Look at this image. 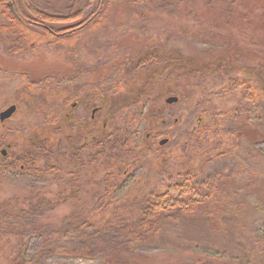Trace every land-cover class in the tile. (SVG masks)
Wrapping results in <instances>:
<instances>
[{
    "label": "rangeland",
    "instance_id": "rangeland-1",
    "mask_svg": "<svg viewBox=\"0 0 264 264\" xmlns=\"http://www.w3.org/2000/svg\"><path fill=\"white\" fill-rule=\"evenodd\" d=\"M107 2L73 40L0 35V113L16 107L0 120V264H264V0ZM233 77L251 80L242 103ZM201 125L211 129L198 137ZM85 126L103 135V156ZM114 132L130 156L108 152ZM187 171L211 181L207 202L158 242L130 249L115 237L147 194ZM77 215L93 255L73 249L65 221Z\"/></svg>",
    "mask_w": 264,
    "mask_h": 264
},
{
    "label": "trees",
    "instance_id": "trees-1",
    "mask_svg": "<svg viewBox=\"0 0 264 264\" xmlns=\"http://www.w3.org/2000/svg\"><path fill=\"white\" fill-rule=\"evenodd\" d=\"M67 1L69 4L64 11L48 12L36 0H0V15L6 20L4 24H0V35L20 40L21 44L26 46L31 43L40 44L43 42L55 45L61 39L73 40L81 28L91 23L95 24L97 21L94 18L102 17L106 8L104 5L109 3L108 0H100L96 9L88 13L84 10L92 5L93 0ZM31 27L40 31H33ZM31 40L32 42H30ZM229 83L231 92L238 96L241 103L248 98L245 93H249L251 80L244 77H233L229 79ZM250 93L253 100L259 103V109H261L260 96L254 95L255 89ZM240 111L244 112L245 110L240 108ZM216 123L218 122L214 120L212 125L215 126ZM210 129L211 127L208 125H201L194 129V133L200 137L208 133ZM112 135L108 136L109 142L106 144L110 150L108 152L113 153L114 157L130 156L131 148L126 144L127 141H124L117 132ZM102 136H98V138L101 139ZM113 137L116 139L114 140ZM118 143H121L119 144L120 148L114 147ZM97 147V154L100 157L103 156L105 149L103 143L100 142ZM213 193L214 188L208 179H198L190 171L180 172L176 175L175 180L170 179L165 190L147 194L142 206L139 207V210L136 209L138 216L118 226L115 237L124 238V245L130 249L138 245L152 244L153 241L158 242L163 237L168 224H173L196 212L201 204L210 199ZM40 201H35L32 206L35 215L42 213L41 210L44 207L42 204L47 203ZM84 226L91 227V224L79 215L71 216L65 221V228H71L77 234L72 237L73 249L79 254L90 256L93 255V248L85 239L86 233H81V230L84 232L86 230ZM91 235L88 238H91ZM97 239L103 245V237L98 236ZM91 245L96 246L95 244Z\"/></svg>",
    "mask_w": 264,
    "mask_h": 264
},
{
    "label": "flooded vegetation",
    "instance_id": "flooded-vegetation-1",
    "mask_svg": "<svg viewBox=\"0 0 264 264\" xmlns=\"http://www.w3.org/2000/svg\"><path fill=\"white\" fill-rule=\"evenodd\" d=\"M76 106H77V103H73L72 105H71V109L73 108V109H75L76 108ZM88 106V105H87ZM99 111V108H93L92 109V111H91V115H90V119L92 120V122H93V124H91L93 127L95 126V125H97L98 124V121H95L94 120V118L96 117V113ZM102 123H103V127H105V121L104 120H102ZM87 125H90V124H87ZM90 125V126H91ZM86 127V126H85ZM102 127V128H103ZM86 130H87V132H85L84 134H85V136L86 137H88V136H90L91 137V141H92V143H90V149H93V148H95V149H97V140L96 139H98V135L96 136V135H94V134H92V131H96L95 129L96 128H93L92 129V127L91 128H88V127H86L85 128ZM83 147V146H82ZM81 149V148H80Z\"/></svg>",
    "mask_w": 264,
    "mask_h": 264
},
{
    "label": "water",
    "instance_id": "water-1",
    "mask_svg": "<svg viewBox=\"0 0 264 264\" xmlns=\"http://www.w3.org/2000/svg\"><path fill=\"white\" fill-rule=\"evenodd\" d=\"M165 101L166 103L171 104L177 101V97L171 96V97H168ZM15 109H16L15 105H11L7 109L2 111L0 113V120L3 121L9 118L15 112ZM166 141H167L166 139H163L160 141V144H164Z\"/></svg>",
    "mask_w": 264,
    "mask_h": 264
}]
</instances>
